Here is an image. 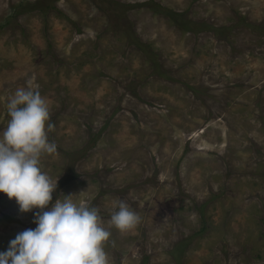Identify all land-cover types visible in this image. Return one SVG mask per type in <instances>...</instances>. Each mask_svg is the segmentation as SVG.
<instances>
[{
    "label": "rangeland",
    "instance_id": "374dc122",
    "mask_svg": "<svg viewBox=\"0 0 264 264\" xmlns=\"http://www.w3.org/2000/svg\"><path fill=\"white\" fill-rule=\"evenodd\" d=\"M25 86L53 201L98 208L108 264H264V0H0V129ZM33 211L0 193V251Z\"/></svg>",
    "mask_w": 264,
    "mask_h": 264
},
{
    "label": "clouds",
    "instance_id": "9594fccd",
    "mask_svg": "<svg viewBox=\"0 0 264 264\" xmlns=\"http://www.w3.org/2000/svg\"><path fill=\"white\" fill-rule=\"evenodd\" d=\"M7 121L0 129V193L14 199L19 211H33L34 228H26L0 251V264H108L104 244L110 231L99 210L74 194L53 201L58 177L42 170L43 154L56 152L48 138L54 128L49 106L40 92L17 87L6 102ZM140 216L124 199H118L109 223L125 232Z\"/></svg>",
    "mask_w": 264,
    "mask_h": 264
}]
</instances>
